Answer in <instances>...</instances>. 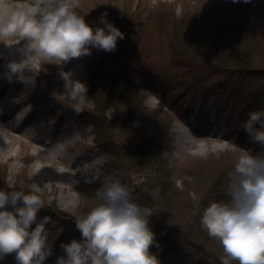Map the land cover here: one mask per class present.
<instances>
[{
	"label": "rangeland",
	"instance_id": "374dc122",
	"mask_svg": "<svg viewBox=\"0 0 264 264\" xmlns=\"http://www.w3.org/2000/svg\"><path fill=\"white\" fill-rule=\"evenodd\" d=\"M75 11L93 28L104 27L100 18L107 13L124 38L114 52L93 47L90 55L62 64L44 61L19 42L32 66L12 97V88L0 96L24 109L55 105L42 114L52 138L40 144L31 134L36 128L25 137L9 126L12 118L0 121V190L29 194L31 184L40 186L38 222L51 221L52 255L44 264H54L62 243L81 239L71 221L102 203L97 192L113 180L152 209L150 252L160 264H221L222 246L201 218L212 202H230L228 173L245 150L264 156L243 127L249 113L264 110V0H79ZM19 39L11 37L9 44ZM62 73L87 86L80 114L68 107L75 101ZM205 107L227 113L221 130L227 139L187 130L183 115L190 110L186 120H196ZM182 131L188 143L180 139ZM89 154H98L104 166L84 177L70 160ZM0 264H17L15 253Z\"/></svg>",
	"mask_w": 264,
	"mask_h": 264
},
{
	"label": "clouds",
	"instance_id": "9594fccd",
	"mask_svg": "<svg viewBox=\"0 0 264 264\" xmlns=\"http://www.w3.org/2000/svg\"><path fill=\"white\" fill-rule=\"evenodd\" d=\"M78 7L79 0H32L26 6L0 0V38L12 45L9 38L19 37L16 43L26 41L30 53L56 64L90 55L93 47L116 51L124 33L108 22L107 13L100 18L104 27L93 28L77 14ZM62 76L66 93L75 101L68 107L82 113L86 84L73 81L70 73ZM243 127L250 142L264 149V110L249 113ZM228 177L230 202H212L203 212L201 225L221 244V264H264V156L245 150ZM30 188L29 194L0 190V259L15 253L17 264H44L52 255L46 229L51 221L44 217L38 222L44 208L37 194L41 188L36 183ZM97 195L102 203L75 219L81 239L62 243L66 255L59 256L56 264H160L150 252L155 242L149 226L152 209L138 203L119 180L107 182Z\"/></svg>",
	"mask_w": 264,
	"mask_h": 264
},
{
	"label": "bare ground",
	"instance_id": "6f19581e",
	"mask_svg": "<svg viewBox=\"0 0 264 264\" xmlns=\"http://www.w3.org/2000/svg\"><path fill=\"white\" fill-rule=\"evenodd\" d=\"M7 3L12 4L11 2L7 1ZM32 2V0H31ZM14 5V4H12ZM23 6V5H22ZM15 38V37H14ZM0 45L3 47L1 51L4 53V68L0 67V91L11 90L10 97L13 96V91L17 89V87L20 85V77H22L24 74H26L30 67L32 66L31 58L24 53L22 50V44H12L8 45L3 43V40H0ZM11 65L13 69L17 71H13L11 68ZM47 97V96H45ZM49 107V106H48ZM46 105L40 106L37 110H33L31 107H26L25 109L18 104L14 103V101H9V99H2L0 96V121L5 122L9 118H12V122H10L9 126L14 128L16 132L19 134H22L25 137H31V134L28 130H25L26 125H32L33 128L37 129V133L35 134V138L38 140V142L41 144L42 142H47L49 138H46L45 135H49L50 131L48 130V121L42 116L39 118L33 120V117L35 113L39 110L40 112H44L48 109ZM198 124V123H197ZM192 128L194 127V124L191 125ZM201 130H204L206 134H214L216 136H219L218 130L213 127H201ZM11 136V135H10ZM22 136V137H23ZM33 136V135H32ZM156 136V135H155ZM153 135V137H155ZM159 136V135H157ZM156 136V137H157ZM12 141H17V137L11 136ZM21 137V138H22ZM180 139L183 140V143H188V134L187 132H181ZM20 138V139H21ZM20 141V140H19ZM3 142H1L0 146H4ZM46 149L47 148H42ZM54 151V150H52ZM57 153V152H56ZM99 156L98 154H91L86 156H80L77 158V160L71 159L70 163L72 166L78 168L79 174L86 176H92V171L95 167L98 165L104 166V164H101L102 162L97 159Z\"/></svg>",
	"mask_w": 264,
	"mask_h": 264
},
{
	"label": "trees",
	"instance_id": "16d2710c",
	"mask_svg": "<svg viewBox=\"0 0 264 264\" xmlns=\"http://www.w3.org/2000/svg\"><path fill=\"white\" fill-rule=\"evenodd\" d=\"M214 7H215V6H214ZM212 8H213V7H212ZM206 27L208 28L209 26L206 24ZM205 33H206V30L204 31L203 35H207V34H205ZM196 40H198V39H196ZM196 40H195V41H196ZM125 73H127V72H125ZM118 75H119V74H118ZM155 135H156V134H155ZM157 135H159V134H157ZM157 135H156V136H157ZM160 135H161V134H160ZM160 135L157 136V137H160ZM165 135H166V134H165ZM156 136H155V137H156ZM157 137H156V138H157Z\"/></svg>",
	"mask_w": 264,
	"mask_h": 264
}]
</instances>
